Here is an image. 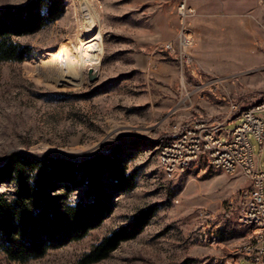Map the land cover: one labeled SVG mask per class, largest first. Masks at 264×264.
<instances>
[{
    "label": "rangeland",
    "instance_id": "374dc122",
    "mask_svg": "<svg viewBox=\"0 0 264 264\" xmlns=\"http://www.w3.org/2000/svg\"><path fill=\"white\" fill-rule=\"evenodd\" d=\"M28 1L0 0V8ZM90 1L103 46L95 80L54 85L36 73L47 53L82 38L76 0H65L58 21L19 39L33 51L23 62L0 61V165L14 153L82 160L119 148L126 172L137 173L136 186L122 193L105 182L112 212L83 240L26 263L0 252V264H79L149 208L155 214L147 226L97 264H233L240 259L236 249L248 241L249 229L237 217L250 181L196 170L169 177L159 155L190 121L223 120L230 100L242 110L264 103V0H187L194 9L187 20L195 41L189 62L177 52L182 0ZM168 43L176 51H167ZM251 142L264 169V146L252 136ZM82 195L78 189L69 201Z\"/></svg>",
    "mask_w": 264,
    "mask_h": 264
},
{
    "label": "trees",
    "instance_id": "16d2710c",
    "mask_svg": "<svg viewBox=\"0 0 264 264\" xmlns=\"http://www.w3.org/2000/svg\"><path fill=\"white\" fill-rule=\"evenodd\" d=\"M65 12V0H29L0 8V61L23 62L33 51L19 39L58 21ZM119 152L113 148L82 160L9 156L0 165V186H11L0 190V252L10 261L26 263L43 258L51 249L79 242L100 227L112 212V195L105 182L122 193L136 186L137 173L126 172ZM78 189H83V195L69 201ZM154 214V208L144 210L95 244L79 264L108 259L123 242L135 238Z\"/></svg>",
    "mask_w": 264,
    "mask_h": 264
},
{
    "label": "built area",
    "instance_id": "2783aa9c",
    "mask_svg": "<svg viewBox=\"0 0 264 264\" xmlns=\"http://www.w3.org/2000/svg\"><path fill=\"white\" fill-rule=\"evenodd\" d=\"M194 14V9L182 0L178 6L181 21L178 35L177 52L180 61L186 57L194 46L192 32L187 20ZM167 51H176L173 43L165 45ZM227 114L221 121L207 118H196L174 135L179 138V145L166 150V167L169 177H179V163H188V167H197L204 163V174L214 172V164H223L226 175L242 174L250 181V187L243 192L237 221L250 220V217H262L263 230L248 232V247H239L233 264H241L242 259L252 264H264V169L257 166L251 136L264 146V103L254 108L242 110L235 100H230ZM242 116H253V123H242ZM240 119L241 122L233 130L224 129L226 125ZM214 125H222V132L213 133ZM229 134H238V142H229Z\"/></svg>",
    "mask_w": 264,
    "mask_h": 264
},
{
    "label": "bare ground",
    "instance_id": "6f19581e",
    "mask_svg": "<svg viewBox=\"0 0 264 264\" xmlns=\"http://www.w3.org/2000/svg\"><path fill=\"white\" fill-rule=\"evenodd\" d=\"M76 2L79 14L78 26L83 29L82 38L77 44H70L67 48H59L54 52L47 53L46 58L38 60L36 63L37 75L54 85L79 86L88 83L90 75H98L101 67L102 34L97 30L98 14L95 4L93 5L90 0H76ZM242 123H253V116H242ZM220 132H222V125H214L213 133ZM229 142H238V134H229ZM173 145H179V138H173L166 143L159 155V163L168 176L169 170L164 169L166 167L165 149H173ZM193 170L198 171V175L204 174L199 171L204 170V163H197V167H188V163L178 164L179 173L184 174L186 171ZM214 172H223V164H214ZM239 225L249 229V232L263 230L262 217L241 220ZM240 247H248V241Z\"/></svg>",
    "mask_w": 264,
    "mask_h": 264
},
{
    "label": "water",
    "instance_id": "95a60500",
    "mask_svg": "<svg viewBox=\"0 0 264 264\" xmlns=\"http://www.w3.org/2000/svg\"><path fill=\"white\" fill-rule=\"evenodd\" d=\"M96 78H97L96 75H90V77H89V79H90L91 81L95 80Z\"/></svg>",
    "mask_w": 264,
    "mask_h": 264
},
{
    "label": "crops",
    "instance_id": "0c3cea01",
    "mask_svg": "<svg viewBox=\"0 0 264 264\" xmlns=\"http://www.w3.org/2000/svg\"><path fill=\"white\" fill-rule=\"evenodd\" d=\"M249 235H247V238H248Z\"/></svg>",
    "mask_w": 264,
    "mask_h": 264
}]
</instances>
